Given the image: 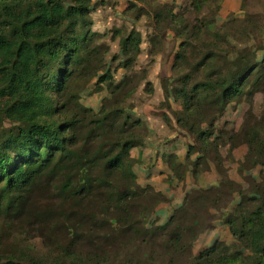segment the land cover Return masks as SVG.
Returning a JSON list of instances; mask_svg holds the SVG:
<instances>
[{"label":"trees","instance_id":"1","mask_svg":"<svg viewBox=\"0 0 264 264\" xmlns=\"http://www.w3.org/2000/svg\"><path fill=\"white\" fill-rule=\"evenodd\" d=\"M190 1L178 11L166 3H155V12L137 10V19L148 16L155 25L147 40L151 54L157 55L160 34L174 25L183 40L173 75L158 88L149 69H138L139 34L90 31L94 0H0V264H264V170L261 182L244 176V187L228 176L220 152L226 138L229 156L246 145V162L264 159V121L246 117L245 139L233 128L211 132L227 106L246 95L254 75L264 83V57L257 60L264 51V21L244 17L219 27L214 16L224 0ZM209 2L217 5L206 13ZM118 38L119 51L112 54L111 41ZM94 80L92 92L109 95L98 111L81 102ZM141 87L161 96L159 106L166 109L149 116L151 142L169 145L183 130L202 153L194 161L195 187L166 224L157 220L154 227L146 226L151 214L171 199L140 184L134 168H153L159 159L172 168L177 156L143 159L146 124L131 105ZM99 124L104 133L84 134L83 126ZM210 162L225 185H204ZM232 192L239 199L228 211ZM222 226L233 241L216 240L192 256L197 239ZM156 237L164 240L161 246ZM137 239L146 244L149 261L129 259ZM157 248L163 253L158 259Z\"/></svg>","mask_w":264,"mask_h":264},{"label":"rangeland","instance_id":"2","mask_svg":"<svg viewBox=\"0 0 264 264\" xmlns=\"http://www.w3.org/2000/svg\"><path fill=\"white\" fill-rule=\"evenodd\" d=\"M147 1V2H146ZM94 3L98 6L97 11L92 14V19L94 25L91 27V32H105L112 29H120L123 34L127 35L131 31H135L140 35L139 44H135V48H141L142 53L139 58V67L138 69H149V79H151L154 84L161 88V80L166 77L173 75V63L175 60V55L179 50V45L183 41L177 36L178 26L174 25L169 30H164L160 34L161 46L157 50V55L150 53L148 45V37L154 31V23L148 16H143L140 19H137L138 9L145 8L148 11L155 12L156 4L166 3L169 5H174V10L178 11L180 6L190 5V0H156V2H151V0L135 1V0H94ZM105 3V4H101ZM151 3V4H150ZM134 5L137 8H131ZM217 5L216 2H209L207 7H205L204 12L209 13L211 9L215 8ZM244 17H259V19L264 21V0H247L244 6H242V0H224L222 1V8L219 13H216L214 18L218 26H226L227 24L233 23L236 19H242ZM111 53L117 54L119 51V38L115 41H111ZM255 45V44H254ZM256 46V45H255ZM257 49V47H254ZM111 54V55H112ZM264 57V51L257 52V60L261 61ZM153 59V60H152ZM154 63V64H153ZM86 71L89 72L93 69L92 65L85 67ZM123 71L121 70L117 74V79H121L123 76ZM264 73V67L261 68L260 74ZM258 75H254L251 79V84L246 89V95L243 96L241 100L233 101L227 106L224 111L223 116L217 121L214 122V127L211 132L214 135H219L222 128L229 130L230 128L235 129L239 132L242 139H245L247 133L245 128V120L248 117L253 123L255 120L264 121V83H258ZM95 80L88 86V88L81 94V102L84 105H87L93 108L95 111H98L101 105L102 100L105 97H109L108 93L102 91L100 93H94ZM253 97V104L250 108L248 103L250 96ZM161 96L153 95L149 96L143 91V87L140 88L139 92L136 94L134 99L131 101L133 104V114L135 116L141 117L146 124V137L145 140L151 145L149 146L147 153L169 150L176 152H169L172 155L177 156V162L173 164L172 168L167 167L166 163L163 161L160 162L155 169L164 170V175H155L151 179H147L148 171L145 169H139L140 167L135 166V170L138 174V178L143 185L151 184L154 186V189L157 191L163 192L169 199L171 203H162L156 207L155 213H152L149 218V223H146L147 227H154L156 221L159 220L161 223L166 224L170 219V214L173 208H177L181 205L185 192L190 190L194 186L192 180V172L194 170V161L197 157L201 156L200 145L197 144L194 137L187 135L185 131L180 130L173 138L177 137L174 140V143L171 145H164L162 149V143L151 142L150 138L155 134L152 124L150 123L149 116H160L165 113L166 109H163L159 106ZM177 109L176 106H174ZM250 108V109H249ZM249 109V110H248ZM172 115V113H171ZM173 116V115H172ZM83 132L85 135L91 133L93 130L104 133V128L101 124L99 125H86L83 126ZM261 138L264 140V132L261 134ZM226 140V138H224ZM225 140L221 143L220 152L223 158L224 169L228 172V176L234 179L236 182L241 183L244 187L247 186L244 181V176L254 177L258 181H262L260 172L264 170V159L260 157L250 163L244 160V155L246 153V145H241L233 152V157L228 155V143ZM166 142V140L164 141ZM196 145V151L193 152L191 160H186V155L190 145ZM150 154L148 156L154 155ZM262 155V154H261ZM210 170L203 172L204 177L207 178V183H204L205 186H211L214 184L225 185L227 182L223 180L224 177H221L217 173L215 165L210 162ZM157 164V163H156ZM181 165L180 168L177 166ZM238 168H243L244 175H239ZM184 179V180H182ZM173 181V184H168L165 181ZM149 181V182H148ZM171 183V182H170ZM231 202L226 205V209L230 211L233 206H235L239 197L237 194L232 192ZM216 240H220L225 244H230L232 241L231 234L227 226H222L216 231H207L203 233L194 243V246L191 250L192 256H198L203 250L210 247ZM163 239L161 237H156L154 239L155 246H161L163 244ZM36 245L38 247L39 255L45 256L43 245L40 239L36 240ZM117 245V244H116ZM118 246V245H117ZM113 250V249H111ZM146 251V244L142 242V239H137L135 243V249L132 250L129 259H132L134 262L138 260L149 261L148 257L144 256ZM157 259L163 256L161 248H157ZM99 254H105L100 251ZM186 260V259H183ZM51 263V260L49 262ZM187 264H194L193 260L189 261Z\"/></svg>","mask_w":264,"mask_h":264},{"label":"crops","instance_id":"3","mask_svg":"<svg viewBox=\"0 0 264 264\" xmlns=\"http://www.w3.org/2000/svg\"><path fill=\"white\" fill-rule=\"evenodd\" d=\"M173 138V137H172ZM174 143V141L172 142V143H170L169 145H171V144H173ZM146 144L147 145H151V144H149V143H147L146 142ZM163 146L164 145H162V149H163ZM166 146V145H165ZM148 149H149V146H147V149L146 150H144V154H143V159H148L150 156H148V155H150V154H154V151L151 153V152H149V154L147 153V158H146V151H148ZM164 152H166V153H168L169 154V152H176V151H169V150H167V148H166V150H164L163 149V151L161 150L160 152H157V153H155L154 155H157V154H163ZM160 162H162L163 163V161L161 160V159H159V160H157V161H154L153 162V164L152 165H154V167L153 168H150V169H146V168H144V167H142V166H139V165H137V167H140L139 169H145L146 171H148L149 173H148V175H147V179L149 180V179H151V178H153L155 175H164V170H159V169H155V166H157ZM157 163V164H156ZM164 164V163H163ZM167 165V164H166ZM167 167H168V165H167ZM134 169H136V168H134ZM135 173L137 174V172H136V170H135ZM137 177H138V174H137ZM138 181H139V183L140 184H142L141 182H140V180H139V178H138ZM149 182V181H148ZM150 184V183H149ZM143 185V184H142ZM219 228H221V227H219ZM218 228H216V229H214V230H212V231H216ZM210 232V231H209ZM231 239H232V241H233V238H232V236H231ZM231 241V242H232Z\"/></svg>","mask_w":264,"mask_h":264}]
</instances>
